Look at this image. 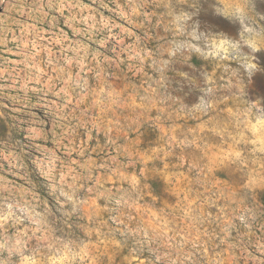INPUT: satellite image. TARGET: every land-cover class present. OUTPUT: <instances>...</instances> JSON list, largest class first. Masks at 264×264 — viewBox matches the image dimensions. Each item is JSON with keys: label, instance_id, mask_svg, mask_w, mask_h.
<instances>
[{"label": "rangeland", "instance_id": "obj_1", "mask_svg": "<svg viewBox=\"0 0 264 264\" xmlns=\"http://www.w3.org/2000/svg\"><path fill=\"white\" fill-rule=\"evenodd\" d=\"M124 2L0 0V205L43 213L54 184L87 176L63 241L70 259L55 264H94L82 242L101 264H264V188L241 195L248 180L215 113L167 116L137 94L123 50L138 29ZM146 170L158 173L154 191L145 184L119 220L87 191L128 187Z\"/></svg>", "mask_w": 264, "mask_h": 264}, {"label": "clouds", "instance_id": "obj_2", "mask_svg": "<svg viewBox=\"0 0 264 264\" xmlns=\"http://www.w3.org/2000/svg\"><path fill=\"white\" fill-rule=\"evenodd\" d=\"M117 7L138 29L123 50L139 73L132 81L137 94L144 87L147 95L141 99L163 106L167 116L215 113L216 129L230 138L235 152L231 164L242 181L248 180L241 195L259 197L252 190L264 188V0H125ZM221 105L229 109L222 120L216 119ZM157 177L146 170L138 174L139 183L128 187L87 191L105 199L119 220L126 207L142 199L145 184L154 191L149 182ZM87 183V176H77L54 184L51 207L43 213L5 198L0 205V264L70 259L63 241L72 238L73 217L87 202L81 197ZM82 253L94 264L104 256L83 242Z\"/></svg>", "mask_w": 264, "mask_h": 264}]
</instances>
